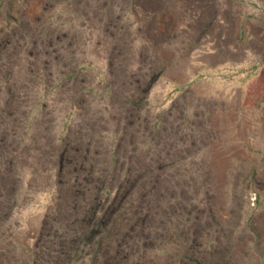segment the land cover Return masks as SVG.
<instances>
[{
    "label": "rangeland",
    "instance_id": "1",
    "mask_svg": "<svg viewBox=\"0 0 264 264\" xmlns=\"http://www.w3.org/2000/svg\"><path fill=\"white\" fill-rule=\"evenodd\" d=\"M247 113L264 0H0V264H252L208 172L220 119ZM149 195L166 246H129Z\"/></svg>",
    "mask_w": 264,
    "mask_h": 264
},
{
    "label": "crops",
    "instance_id": "2",
    "mask_svg": "<svg viewBox=\"0 0 264 264\" xmlns=\"http://www.w3.org/2000/svg\"><path fill=\"white\" fill-rule=\"evenodd\" d=\"M233 51H226V54L233 56ZM226 96V92H220L219 101L225 100ZM231 118L220 119L218 150L214 151L215 166L208 172L219 174L222 179L229 175L230 195L238 198L228 211L229 221L236 224L237 237L252 238L261 246L254 251V256L248 255L247 260L252 264H264V117L254 118L247 113L243 120L232 121ZM238 175H244L241 176L244 188L239 192L234 189ZM251 190L257 192L254 209L248 203ZM222 218L225 220V214Z\"/></svg>",
    "mask_w": 264,
    "mask_h": 264
},
{
    "label": "bare ground",
    "instance_id": "3",
    "mask_svg": "<svg viewBox=\"0 0 264 264\" xmlns=\"http://www.w3.org/2000/svg\"><path fill=\"white\" fill-rule=\"evenodd\" d=\"M92 2V1H91ZM114 2V1H113ZM118 2V1H117ZM116 4V3H115ZM117 4H120V3H117ZM115 6V5H114ZM116 7V6H115ZM95 8V6H94ZM104 17V16H103ZM102 17V18H103ZM116 17V16H115ZM104 19V18H103ZM116 19V18H115ZM93 21L95 23H99L100 20L96 19V18H93ZM104 23V22H103ZM110 23V22H109ZM100 24V23H99ZM97 32V31H96ZM95 34V33H93ZM107 35V34H106ZM94 37V36H93ZM102 37V36H101ZM103 38V37H102ZM112 39V38H111ZM120 42V41H119ZM109 46V45H108ZM204 53V51L202 50H197L193 53V55L191 56V58L188 60L190 63H193V64H198L199 63V60L202 59V57H200L202 54ZM220 57H216V56H213L210 60H208V63L210 64H214L216 63V61L220 60L219 59ZM118 88V87H117ZM232 96L233 94L230 93ZM101 119V118H100ZM137 120V119H136ZM139 122V121H138ZM122 124V122H121ZM130 134V133H129ZM128 136V135H127ZM98 151V150H97ZM66 152V151H65ZM22 153V152H21ZM70 154V153H69ZM146 157V156H145ZM138 158V157H137ZM135 156L131 157V160H130V164H132L134 166V168H136L138 165H139V160L137 159ZM140 159V158H139ZM146 159V158H145ZM67 160V159H66ZM139 161V162H138ZM41 169V168H40ZM60 169V168H59ZM29 170V169H28ZM102 171V170H101ZM68 178V177H67ZM70 180V179H69ZM110 181V180H109ZM147 185V184H146ZM153 185V184H152ZM84 186V185H83ZM144 187V186H143ZM142 187V188H143ZM138 188V187H137ZM147 188V186L145 187ZM152 188V187H151ZM131 189V188H130ZM193 189V188H192ZM147 191V190H146ZM140 192V191H138ZM153 192V191H152ZM123 193V192H122ZM126 193V192H125ZM149 194V192L147 193ZM122 195V194H120ZM135 195V194H134ZM133 196V195H132ZM144 197V196H143ZM121 198V197H120ZM128 198V197H127ZM133 198V197H132ZM130 199V198H129ZM141 199V198H140ZM143 199V198H142ZM135 200V199H134ZM118 202V201H117ZM133 202V201H131ZM152 198L150 197H147L143 206H140L138 208V211H137V215H139V217L137 218V220L133 223V226L130 228V233H131V236L127 237L126 242H128V245L131 246V245H139L140 248H142V246L145 244V242H147L148 240L150 239H155V247H164L166 246L165 243H166V238L161 236V234H159L161 228H162V225L159 223V220H157L158 216H156L157 214H155V210L153 207V203H152ZM140 203V202H139ZM126 204V203H125ZM155 204V203H154ZM83 205V204H82ZM85 205V204H84ZM136 205V204H135ZM139 205V204H138ZM125 206V205H123ZM137 206V205H136ZM76 207V206H75ZM127 207V206H126ZM159 208V207H158ZM75 209V208H74ZM84 211V210H83ZM159 211V210H158ZM136 214V213H135ZM154 216V218L152 217ZM137 217V216H136ZM157 217V218H156ZM127 220V219H126ZM133 220V219H132ZM80 221L79 220H76V222ZM120 222V221H119ZM85 223V222H84ZM132 224V223H131ZM130 224V226H131ZM129 228V227H128ZM86 229V228H85ZM88 229V228H87ZM127 229V228H125ZM125 231V230H124ZM151 231V233H150ZM128 232V231H127ZM125 233V232H124ZM147 233H150L149 235H147ZM126 234V233H125ZM176 242V241H175ZM127 246V245H126ZM148 246V245H147ZM129 251V250H128ZM153 254V253H152ZM234 254V253H233ZM239 256H241L242 252L239 250V252L236 253ZM161 256V255H160ZM128 257V256H127ZM142 259L148 263L150 261V263L152 262L153 264V260H150L148 256V254H143L141 255ZM240 258V257H239ZM233 259H235V257H233ZM111 260V259H110ZM114 262V261H113ZM158 264H166V259L165 258H158Z\"/></svg>",
    "mask_w": 264,
    "mask_h": 264
},
{
    "label": "built area",
    "instance_id": "4",
    "mask_svg": "<svg viewBox=\"0 0 264 264\" xmlns=\"http://www.w3.org/2000/svg\"><path fill=\"white\" fill-rule=\"evenodd\" d=\"M256 194L255 193H250L249 194V202L251 206H254L255 201H256Z\"/></svg>",
    "mask_w": 264,
    "mask_h": 264
}]
</instances>
